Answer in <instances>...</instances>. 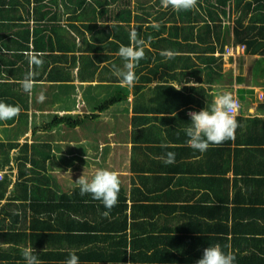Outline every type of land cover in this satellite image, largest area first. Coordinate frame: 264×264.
Here are the masks:
<instances>
[{"label":"crops","instance_id":"obj_1","mask_svg":"<svg viewBox=\"0 0 264 264\" xmlns=\"http://www.w3.org/2000/svg\"><path fill=\"white\" fill-rule=\"evenodd\" d=\"M0 9H4L0 37L9 40L20 30L30 36L28 43L21 40V46L0 41V101L21 107L17 117L0 121V143L27 144L25 169H34H24L19 177L11 157V172L7 165L2 168L4 172L0 171L2 180L8 181L0 197V250L6 249L10 255L20 233L21 223L11 214L18 220L27 218L23 224L27 236L18 248L32 245L37 254L55 252L53 264L84 250V256L88 252L87 264H196L205 248L226 241L228 251L235 256L234 264H264V102L259 99V93L264 92V53L235 42L238 23L233 19L224 22V26L231 24V31L227 33L228 27L220 29L219 42L211 34L215 51L208 55L220 61L216 66L220 75L211 82L205 81V76L199 81L186 75L180 59H162L168 69L161 65L155 75V59L138 62L137 68H144L135 69V86L126 87L128 94H120L116 104L102 108L100 101L114 97L116 86L97 75L81 79V68L87 71L93 64L80 61L83 55L77 51L78 34L67 27L71 23L66 15L59 17L58 29H67L70 35L63 31L65 40L60 45L55 43L53 51L41 57L43 63L34 67L26 53L42 51L33 49L38 39L32 38V31L39 28L37 24L50 22L36 23L27 17L21 27H15L9 18L16 14L11 5L0 4ZM166 19L159 23L168 27L170 21ZM169 31L167 28L163 34ZM35 44L40 48L39 42ZM236 46L244 49L234 55L225 53L226 48ZM88 58L95 63L93 54ZM46 62V73L51 68L60 69L56 74L61 75L59 79H45ZM29 71L36 76L31 94L19 83ZM145 76L149 83L138 87ZM173 84H181L180 90L170 87ZM197 87L210 89L208 94H199L191 89ZM90 89L94 94H89ZM224 91L232 92L240 102L234 138L210 145L203 153L192 149L187 143L186 121L181 120L180 128L177 117L182 111L187 117L189 112L211 107L212 93ZM169 152L174 154L171 164L165 163ZM4 154L2 147L0 160ZM101 168L120 174L118 197L125 196L121 205L126 207L118 209L123 208V213L105 216L108 210L100 201L80 194L75 181L82 174L91 179ZM22 182L26 200L15 189ZM64 195L69 199L57 198ZM35 218L43 223L38 232L53 235L56 245L33 244L26 227L31 228L30 221ZM68 219L74 221L75 229H68ZM79 224L86 228L79 230ZM68 234L71 236L66 237ZM82 234L88 235L89 242L74 244L83 239ZM11 262L7 259L1 264Z\"/></svg>","mask_w":264,"mask_h":264},{"label":"trees","instance_id":"obj_2","mask_svg":"<svg viewBox=\"0 0 264 264\" xmlns=\"http://www.w3.org/2000/svg\"><path fill=\"white\" fill-rule=\"evenodd\" d=\"M0 4L11 5L14 9L16 14H10L9 18H13L12 25L15 27H21L22 20H26L27 17L33 18L36 23H43L44 21L50 22L49 24H37L39 28L36 26V28L32 31V38L38 39L35 40V43L39 42V44H41L40 48H37L34 43L33 49L36 51L39 49L42 53L53 51L55 43L60 45V43L65 40V34L61 35L63 31H65L67 35H70L67 29H58L60 26L59 17H61V15H66L68 17L69 23L71 24H68L67 27L78 34L79 46L77 51L83 55L81 56L80 61L83 63L88 61L93 64L92 68L87 71L83 67V69L81 68L80 70L79 67L81 79H92L95 75H97L105 79H110V81L116 86L115 91L112 93L115 94L114 97L105 101L102 108L116 104L120 98V94H128V89L118 84L120 83L121 77L115 75L114 72L116 70H124L125 61L119 57L117 53L121 45L127 46L129 44V35L133 29L137 32L138 38L145 40V57L140 60L139 63H148L152 59H155V63L157 62L152 72L153 75L156 74L157 69L161 65L168 69L166 63H161L162 59L166 60L167 58L166 56L161 55V53L164 51H172L175 55L168 59L183 60V69L186 71L184 72L186 75L191 74L199 81L205 76L206 78H204V80L209 82L218 77V75H220V70H217L219 58L208 55V53H213L215 51L213 40L219 42L220 29H223L224 27L221 22V17L227 19L226 21L233 19L239 24L234 31L236 43H243L248 49L252 47V51H258L261 54L264 53V0H197L196 7L187 11H177L171 6L164 8L161 4V0H24V2L22 0H0ZM3 10L4 9H0V24L4 18ZM31 13L33 14V17L30 16ZM49 13H51V16L47 17ZM166 17H168L167 19L170 21V25L168 27L163 22L159 23L163 18L166 19ZM154 21L157 22L155 24L158 25V27H153L154 23L152 22ZM178 21L183 23V25H179ZM245 21H247L246 25L243 23ZM167 28L170 29V31L168 35L165 36L163 33L167 30ZM211 28H213V31ZM24 30L29 31V29L25 26ZM212 33L214 37L213 40L211 39ZM72 37L75 40L76 36ZM32 38L30 41L33 42L34 40H32ZM29 39L30 36L28 35V32L22 35L20 30L16 35L9 38L10 41L4 40V38L0 41H4L3 43L12 42L13 44L21 46L23 45L22 42L28 43ZM262 48L263 50H260ZM89 53L93 54L95 63L88 58ZM57 58L60 57L58 56L56 59ZM63 58L65 59L66 57ZM72 60H74L73 55ZM101 63H105V66L100 67L99 65ZM199 65L200 68H198ZM48 66L49 63L46 62L44 66L45 73ZM143 68L144 67L137 69L142 71ZM213 68L218 72H214ZM59 70L60 69H58V67L51 68L50 71L46 73L45 79H57V77L59 79L61 75H56L60 74ZM86 72L87 75H85ZM163 74L165 75L166 72ZM42 77L43 76H41V78ZM141 80H143V78H141ZM148 80H150V78L145 76L144 80L141 82L142 84L138 87L149 83ZM191 89L192 91L195 90V92L198 91L199 94L200 92L208 94L207 91L210 88L197 87ZM99 108L101 109V107ZM183 114V111L182 113L180 112L177 117V124L180 128H183L181 120H185L186 126L184 129H186L190 126V117H185ZM87 116L84 117L88 118ZM67 118H69V116H67ZM62 121L63 120L60 122ZM2 147L5 148V153L7 155L5 156L4 154L5 157L3 156L0 160V171H3L2 168L7 165L9 167V172H11L12 162L10 159L13 157V163L17 167L19 177H22L28 156L27 144L18 147V144L14 142L0 143V150H2ZM16 147H18L17 151L11 155L10 151ZM35 150L36 148L33 147V151ZM25 170L30 172L34 171L33 168ZM1 180L0 197H3L8 187V181ZM15 189L19 192V197L26 200V186L23 185V182L17 183ZM65 196L66 195L57 196V198H60V200L61 198L69 199ZM123 201H125V196L118 197V204L111 209L113 212H110V215L123 213L121 211L126 207V205H121L123 204ZM119 207L123 208L119 211ZM139 207L140 206H135V208ZM132 208L134 209V207ZM63 213L64 212H62V214ZM68 213L69 212L67 211V214ZM9 215L12 218L16 217L15 220L21 223V226H19L20 233L18 235V239L14 241L15 246L11 249L10 255H8L6 249L0 250V264L7 259H11V264H26L22 256V251L18 247L23 243L27 236L24 232L25 225H23L26 224L25 221H27V218L26 216H23L22 221V217L18 220V216ZM69 220L70 219L67 220L69 223H67L66 226H69L68 229L70 230L75 229L77 226L74 225V221ZM30 223L32 227L30 226L31 228H29L27 226L26 228L30 230L29 237L34 245H56V242L53 241V235L38 232V228L42 226L43 223L38 222L36 218L35 221L31 220ZM79 225V230L83 229L82 226L84 225ZM6 236L8 235L3 234L2 237ZM69 236L71 235L68 234L66 237ZM73 236L76 237L77 235L74 234ZM82 236L83 239L78 242L74 241V244L89 242V240H87L88 235L84 236L82 234ZM61 237L64 238L65 235L59 236V238ZM227 245V241L224 244H221V247L225 252H228ZM84 252L85 250L80 251L78 254L79 264H87L85 262L88 260V252L86 251L85 253L87 256L83 255ZM54 254L55 252L52 251H40V254L37 255L38 258H44L46 262L48 261V263L53 264V261L57 260L54 259ZM68 257L69 256H65V260H67ZM94 258L95 257H93V259ZM65 260L59 264H64Z\"/></svg>","mask_w":264,"mask_h":264},{"label":"clouds","instance_id":"obj_3","mask_svg":"<svg viewBox=\"0 0 264 264\" xmlns=\"http://www.w3.org/2000/svg\"><path fill=\"white\" fill-rule=\"evenodd\" d=\"M164 8L171 6L177 11H187L196 7L197 0H161ZM153 27L158 25L153 24ZM129 44L121 45L117 55L121 57L124 63V70H116L115 75L121 77L122 87H134L138 81L135 69L138 62L145 57V40L138 38L137 32L133 29L129 35ZM30 65L40 66L43 61L42 52L29 51L26 53ZM161 55L172 58L175 53L164 51ZM35 72L29 71L23 80L19 83L26 93L31 94L36 86L34 79ZM190 86H195L190 84ZM180 90L181 84L172 86ZM214 100L209 108H203L199 112H189L190 126L185 129L188 137V145L203 153L208 150L210 145H220L226 140L233 139L238 122L236 120L237 102L232 92L224 91L222 93H212ZM40 99L44 96L41 94ZM21 112L19 105H11L0 101V121L11 120L17 117ZM165 163H174V154L167 153ZM3 175V174H2ZM79 186L80 194H90L92 199L100 201L105 211L103 215L108 216L110 210L118 204V194L120 192L121 180L120 174L115 170L101 168L95 171L91 179L83 174L75 181ZM23 258L26 264H42L38 259L36 250L32 245L24 247L22 250ZM235 256L231 251L225 252L220 244L209 245L203 251V256L196 264H234ZM64 264H79V257L73 252L70 253Z\"/></svg>","mask_w":264,"mask_h":264},{"label":"built area","instance_id":"obj_4","mask_svg":"<svg viewBox=\"0 0 264 264\" xmlns=\"http://www.w3.org/2000/svg\"><path fill=\"white\" fill-rule=\"evenodd\" d=\"M243 50L244 49V46H236V48H226V51L225 53L227 55H234L236 54V52H238L239 50ZM259 99L261 102H264V92H260L259 93ZM236 102H237V110L240 108V102L236 99ZM237 113V112H236ZM1 177H2V172H0V180H1Z\"/></svg>","mask_w":264,"mask_h":264},{"label":"rangeland","instance_id":"obj_5","mask_svg":"<svg viewBox=\"0 0 264 264\" xmlns=\"http://www.w3.org/2000/svg\"><path fill=\"white\" fill-rule=\"evenodd\" d=\"M226 20H227V19H225L224 17H221V22H222V23L226 22ZM230 25H231V24H227V25L224 26L225 28H227V27L229 28L228 31H227V33H230V31H231V27H229ZM225 28H224V30H225ZM92 90L95 91L94 89H92ZM92 90H91V89L88 90V91L90 92L89 94H92V93L94 94V92H93ZM102 102L104 103V102H105V99L102 100V101H100V103H102Z\"/></svg>","mask_w":264,"mask_h":264}]
</instances>
